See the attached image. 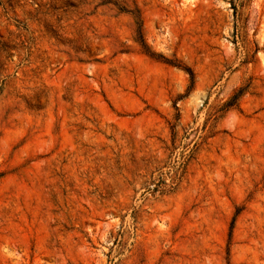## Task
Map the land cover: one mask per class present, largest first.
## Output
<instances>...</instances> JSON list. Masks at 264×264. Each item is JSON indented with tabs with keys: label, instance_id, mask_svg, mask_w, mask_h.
I'll return each mask as SVG.
<instances>
[{
	"label": "rangeland",
	"instance_id": "rangeland-1",
	"mask_svg": "<svg viewBox=\"0 0 264 264\" xmlns=\"http://www.w3.org/2000/svg\"><path fill=\"white\" fill-rule=\"evenodd\" d=\"M0 264H264V0H0Z\"/></svg>",
	"mask_w": 264,
	"mask_h": 264
},
{
	"label": "trees",
	"instance_id": "trees-1",
	"mask_svg": "<svg viewBox=\"0 0 264 264\" xmlns=\"http://www.w3.org/2000/svg\"><path fill=\"white\" fill-rule=\"evenodd\" d=\"M188 72H189V74L191 75V71L188 70Z\"/></svg>",
	"mask_w": 264,
	"mask_h": 264
}]
</instances>
